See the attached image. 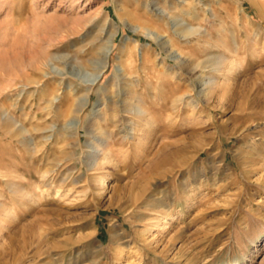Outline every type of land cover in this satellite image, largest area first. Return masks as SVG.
<instances>
[{
    "label": "rangeland",
    "instance_id": "rangeland-1",
    "mask_svg": "<svg viewBox=\"0 0 264 264\" xmlns=\"http://www.w3.org/2000/svg\"><path fill=\"white\" fill-rule=\"evenodd\" d=\"M0 223V264H264V0H0Z\"/></svg>",
    "mask_w": 264,
    "mask_h": 264
},
{
    "label": "bare ground",
    "instance_id": "bare-ground-1",
    "mask_svg": "<svg viewBox=\"0 0 264 264\" xmlns=\"http://www.w3.org/2000/svg\"><path fill=\"white\" fill-rule=\"evenodd\" d=\"M144 24H146V25H148L147 23H144ZM145 27V26H144ZM151 27V26H150ZM139 28V27H138ZM139 30H140V28H139ZM143 31V30H142ZM157 31V30H156ZM159 31L160 30H158V33H159ZM145 32V31H144ZM160 36V35H159ZM160 37H162V36H160ZM156 39H159V37H157ZM156 39H155V41H156ZM160 40V39H159ZM159 44H161V43H159ZM174 46V45H173ZM164 47V46H163ZM165 48V47H164ZM179 55H182V54H180L179 53ZM130 56H131V54H130ZM129 56V57H130ZM132 57V56H131ZM131 59V58H130ZM133 59V58H132ZM144 60H145V58H143ZM223 61V60H222ZM233 63H235V62H233L232 61V64L226 69V71L227 72H233V67L235 66ZM182 64V63H181ZM124 65V64H123ZM186 65V64H185ZM214 65V64H213ZM223 65H225L224 64V62H223ZM227 65V64H226ZM234 65V66H233ZM125 67V66H124ZM126 67H127V65H126ZM187 67L189 68V70L190 71H192V72H194V71H197L198 69H200V68H202L203 67V64L200 62H198V63H188L187 64ZM128 68V67H127ZM129 68H130V66H129ZM205 68V67H204ZM106 69V68H105ZM217 69V68H216ZM127 70V69H126ZM129 70V69H128ZM126 72V71H125ZM189 72V71H188ZM208 83V82H207ZM215 83V82H214ZM203 84H206V83H203ZM203 84H201L202 86H203ZM210 84V83H209ZM208 85V84H207ZM220 85V84H219ZM208 88H209V86H207ZM213 87V86H212ZM89 94V93H88ZM208 94H210V93H208ZM261 99V98H260ZM262 103V102H261ZM118 105V104H117ZM128 107L129 106H127L126 107V109L127 110H129L128 109ZM71 108V107H70ZM69 108V109H70ZM125 109V110H126ZM134 109V108H133ZM138 110L140 109V108H137ZM245 108L243 107V106H240V108H239V110H244ZM137 111V110H136ZM125 112H127V111H125ZM62 113V112H61ZM65 113V112H64ZM144 113H146V111L145 110H143L142 108L138 111V115H142V114H144ZM132 114V113H131ZM137 114V113H136ZM116 119V118H115ZM148 124H149V122H148ZM124 130H125V128H123ZM97 134V133H96ZM102 136V135H101ZM105 137H106V135H105ZM97 139H99V138H97ZM255 139V138H254ZM102 140V139H101ZM104 140V139H103ZM100 141V145H99V148L96 150V152H95V158H96V162H94V160H92L91 161V163H88V164H90V166L93 168V170H101V169H103L104 168V165L107 163V162H109V158H110V154L112 153V151H111V149L110 148H108V145L109 144H105L104 142H106V141ZM97 141V140H96ZM107 141H109L108 140V137H107ZM98 143V142H97ZM108 143V142H107ZM110 146V145H109ZM94 147V146H93ZM111 147V146H110ZM177 147H179V146H177ZM182 147V146H181ZM184 149V148H183ZM180 151H182V149L181 148H176V150H174V151H172L173 152V154L174 153H180ZM94 156V155H93ZM111 156H112V154H111ZM112 160V159H111ZM113 161V160H112ZM93 162H94V164H93ZM178 164V163H177ZM179 166V165H178ZM109 180V175H99L97 178H96V181H97V183L100 185V189L101 190H103V189H105V185H106V183H107V181ZM158 201V200H157ZM158 206V205H157ZM5 211H6V209H5ZM4 211V212H5ZM8 212L9 211H6L5 213H6V215L8 214ZM3 218V217H2ZM1 224V223H0ZM1 230H2V228H0V234H1ZM38 232V231H37ZM118 234V233H117ZM100 235V234H99ZM116 235V234H115ZM37 252H35V254H36ZM80 254V253H79ZM77 256H78V254H77ZM55 259V258H54ZM56 261V260H55ZM51 264V263H50Z\"/></svg>",
    "mask_w": 264,
    "mask_h": 264
}]
</instances>
